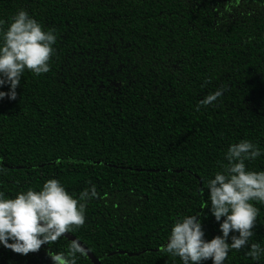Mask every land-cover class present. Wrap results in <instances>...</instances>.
<instances>
[{
    "label": "trees",
    "instance_id": "trees-1",
    "mask_svg": "<svg viewBox=\"0 0 264 264\" xmlns=\"http://www.w3.org/2000/svg\"><path fill=\"white\" fill-rule=\"evenodd\" d=\"M20 9L54 30L55 54L47 73L26 70L16 98L0 99V192L54 178L77 196L94 184L84 225L68 233L101 264H180L162 246L186 215L206 241L220 235L200 189L226 167L229 144L255 143L261 156L245 166L264 170V0H0V29ZM253 203L249 243L264 247V205ZM70 244L0 245V264H52L46 253ZM246 250L225 264H264Z\"/></svg>",
    "mask_w": 264,
    "mask_h": 264
},
{
    "label": "clouds",
    "instance_id": "clouds-1",
    "mask_svg": "<svg viewBox=\"0 0 264 264\" xmlns=\"http://www.w3.org/2000/svg\"><path fill=\"white\" fill-rule=\"evenodd\" d=\"M3 23L0 21V26ZM55 42L54 30L42 29L25 10L20 9L11 17L8 26L0 29V87L8 86L7 92L0 91V99L16 98L15 90L26 70L34 75L49 71ZM222 91L218 88L198 101L196 110L216 102ZM259 156L260 149L247 139L229 144L224 153L226 167L216 171L206 188L200 189V193L208 190L207 204L219 222L220 235L206 241L196 214L178 217L163 250L178 257L180 264H200L209 258L211 264H225L230 250L239 251L247 246L245 255L258 260L264 247L249 243V238L259 212L253 202L264 205V170H248L245 161ZM98 195L96 186L89 182L88 187L73 196L54 178L46 180L38 191L29 187L14 198L0 192V245L19 254L36 252L41 245L55 242L62 234L83 226L86 206ZM85 251L79 241L73 240L66 252L46 254L52 264H75L77 255L83 256Z\"/></svg>",
    "mask_w": 264,
    "mask_h": 264
},
{
    "label": "water",
    "instance_id": "water-1",
    "mask_svg": "<svg viewBox=\"0 0 264 264\" xmlns=\"http://www.w3.org/2000/svg\"><path fill=\"white\" fill-rule=\"evenodd\" d=\"M198 219V218H197ZM62 237H64V238H66V239H68L69 241H73V240H77V238L76 237H74L72 234H70V233H68V232H66V233H64V234H62ZM77 241H79V240H77ZM79 243H80V245L86 250L85 251V254L88 256V258L91 260V262L93 263V264H101V261H100V258H96L89 250H88V248H86L80 241H79ZM154 251H156V250H154ZM145 251H143V253H144ZM126 252L125 251H121V250H118V251H115V252H112L111 254H109V255H113V254H125ZM108 255V256H109Z\"/></svg>",
    "mask_w": 264,
    "mask_h": 264
}]
</instances>
